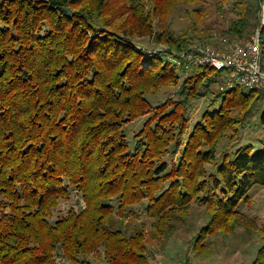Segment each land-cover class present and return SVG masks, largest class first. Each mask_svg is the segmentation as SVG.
<instances>
[{
  "label": "trees",
  "instance_id": "obj_1",
  "mask_svg": "<svg viewBox=\"0 0 264 264\" xmlns=\"http://www.w3.org/2000/svg\"><path fill=\"white\" fill-rule=\"evenodd\" d=\"M203 1L0 0V264H150L153 231L134 208L143 203L154 235L169 236L194 201L215 225L239 217L264 184V89L229 87L210 65H182L180 82L176 65L195 39L222 50L249 42L259 0L220 3L222 21L201 28L209 13L195 9L192 30L176 36L174 8ZM145 37L168 47L149 50ZM166 85L179 99L154 106L149 95ZM209 94L214 108L187 132V101ZM148 113L130 138L123 126ZM236 113L258 116L263 141L218 156ZM72 189L85 206L52 221ZM252 264H264V243Z\"/></svg>",
  "mask_w": 264,
  "mask_h": 264
},
{
  "label": "rangeland",
  "instance_id": "obj_2",
  "mask_svg": "<svg viewBox=\"0 0 264 264\" xmlns=\"http://www.w3.org/2000/svg\"><path fill=\"white\" fill-rule=\"evenodd\" d=\"M230 2L231 0L225 2L222 0H205L193 4L179 3L168 19L169 28L176 36L192 30L195 21L194 10L203 8L207 9L209 14L206 22L199 25L200 28L207 25V21L209 22L211 19H217L221 22L220 5L224 4L226 8L230 6L231 9V5L228 4ZM158 29L159 27H157ZM139 41L142 42L140 45L146 46L149 50L158 51L168 47L165 43H156L150 37H145ZM194 41L195 43L189 49L204 44H201L198 39ZM176 67L182 75L180 80L182 82L186 72L184 74L181 64H177ZM149 97L154 106L165 101L177 100L179 99L178 88L166 85L160 88V92L150 94ZM212 97L213 95L209 94L192 97L187 101L185 109L186 115L189 117L187 132H190L194 124L202 118L206 109L212 110L214 108L209 106ZM149 115L150 113L140 116L123 126L130 138H133L134 134L142 128ZM234 117L236 118H234L232 128L225 133L218 143V156L232 154L236 149L247 144H253L258 148L263 141V128L258 116L249 117L245 120L236 113ZM184 139H187V135ZM183 148L184 145L180 147L178 154L174 157L175 162ZM206 168L207 173L210 174L216 170V165L207 164ZM85 204L78 191L72 189L70 198L60 200L58 207L53 212L52 221L65 216L71 208L82 209ZM134 208L139 212L138 219L148 222L147 231H153L149 237L150 264H252L264 243V184L253 187L247 199L243 200L238 207L239 214L237 215L239 217L227 228L221 226L222 221L216 225L213 224V212L206 205L194 201L187 216L174 222L176 224L175 229L169 236L154 235L155 228L150 225L151 220L148 219L145 203ZM227 221L229 219L224 223ZM90 258L96 263L102 262L97 254L91 255ZM58 261L59 264H71L68 260L61 258Z\"/></svg>",
  "mask_w": 264,
  "mask_h": 264
},
{
  "label": "built area",
  "instance_id": "obj_3",
  "mask_svg": "<svg viewBox=\"0 0 264 264\" xmlns=\"http://www.w3.org/2000/svg\"><path fill=\"white\" fill-rule=\"evenodd\" d=\"M259 25L251 40L246 44H234L227 50L211 44H202L182 52L177 63L186 69L210 65L226 70V85L241 84L248 88L264 89V0H259Z\"/></svg>",
  "mask_w": 264,
  "mask_h": 264
},
{
  "label": "water",
  "instance_id": "obj_4",
  "mask_svg": "<svg viewBox=\"0 0 264 264\" xmlns=\"http://www.w3.org/2000/svg\"><path fill=\"white\" fill-rule=\"evenodd\" d=\"M69 11L71 12V9H69Z\"/></svg>",
  "mask_w": 264,
  "mask_h": 264
}]
</instances>
